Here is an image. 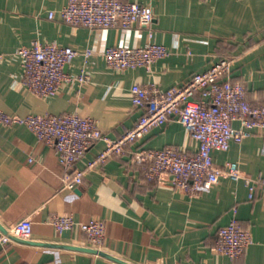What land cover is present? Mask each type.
Segmentation results:
<instances>
[{
	"label": "crops",
	"instance_id": "obj_1",
	"mask_svg": "<svg viewBox=\"0 0 264 264\" xmlns=\"http://www.w3.org/2000/svg\"><path fill=\"white\" fill-rule=\"evenodd\" d=\"M67 0H0V109L9 114L78 112L92 118L115 138L130 128L141 110L132 106L133 84L160 90L178 86L221 57H232L230 78L242 82L247 99L264 101V0H127L150 5L152 39L168 54L151 70L137 66L109 68L102 51L110 46H138L148 40L137 26L72 27L58 16ZM49 10H55L49 18ZM37 39L94 53L75 55L65 66L71 74L83 70L87 82L73 81L48 98L30 92L21 79L16 48ZM238 126V121H233ZM264 131L254 129L226 150L212 151L215 165L236 161L241 172L264 178ZM172 145L187 154L195 142L184 127L170 119L151 127L128 149ZM105 147L95 141L77 161L85 168ZM127 150L86 169L73 192L63 188L64 168L53 149L22 124L0 125V230L29 216L30 238L0 244V264H264V194L257 185L253 197L242 179L221 176L207 190L189 194L145 176L147 163L131 161ZM53 214H71L77 222L98 217L105 238L94 248L78 225L57 231ZM235 216L251 234V243L236 257L213 252L219 227Z\"/></svg>",
	"mask_w": 264,
	"mask_h": 264
},
{
	"label": "built area",
	"instance_id": "obj_2",
	"mask_svg": "<svg viewBox=\"0 0 264 264\" xmlns=\"http://www.w3.org/2000/svg\"><path fill=\"white\" fill-rule=\"evenodd\" d=\"M55 13V10H49L47 16L53 18ZM57 13L61 20L72 27L137 26L147 30L148 40L142 45L110 46L102 51L105 63L111 69L141 66L151 70L158 59L168 54L165 45L152 39L153 11L148 4L127 0H67ZM93 53L91 48L79 51L72 46L37 39L15 50L21 60L23 84L30 92L43 98L55 95L61 86L70 82H87L90 77L87 71L71 74L64 68L75 55L81 54L87 61ZM232 61V57H221L206 69L194 72L181 85L164 90L154 85L133 84L130 88L131 103L141 113L130 128L115 138L108 136L89 116L74 111L17 115L0 109V125L22 124L39 141L50 146L64 168L62 182L68 192L80 186L86 169L101 164L113 154L128 150L132 162L147 163L145 176L148 179L170 180L175 188L197 194L217 183L221 176H227L233 180L242 179L249 188L248 197L252 198L257 185L264 194V178H251L243 174L236 161H226L223 167L217 166L212 156L213 150H226L230 141L240 142L254 129L264 131V101L250 102L245 85L230 78ZM170 119L181 123L189 138L195 142L193 153L187 154L172 145L128 149L131 142L143 136L151 127L162 125ZM233 121H238L239 125L234 126ZM97 140H102L105 147L87 162L85 168L76 167L77 161ZM49 222L57 231L70 229L77 224L94 248L99 249L104 242V221L98 217L77 222L71 214H53ZM31 228L29 216L17 220L0 230V244L10 243L15 238H30ZM250 243V231L242 228L237 218L232 216L227 224L216 231L211 249L215 253L236 258Z\"/></svg>",
	"mask_w": 264,
	"mask_h": 264
}]
</instances>
